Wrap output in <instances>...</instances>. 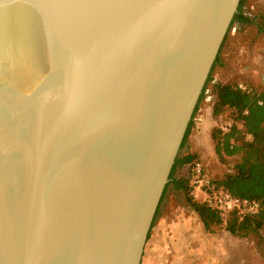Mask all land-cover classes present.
Listing matches in <instances>:
<instances>
[{
  "label": "water",
  "instance_id": "water-1",
  "mask_svg": "<svg viewBox=\"0 0 264 264\" xmlns=\"http://www.w3.org/2000/svg\"><path fill=\"white\" fill-rule=\"evenodd\" d=\"M241 0H0V264H142Z\"/></svg>",
  "mask_w": 264,
  "mask_h": 264
},
{
  "label": "rangeland",
  "instance_id": "rangeland-1",
  "mask_svg": "<svg viewBox=\"0 0 264 264\" xmlns=\"http://www.w3.org/2000/svg\"><path fill=\"white\" fill-rule=\"evenodd\" d=\"M243 10L251 22L235 23L231 27L222 50L220 65L214 72L213 81L209 84L194 119L195 126L188 145L179 152L181 157L188 152L202 161L214 180H222L228 174L234 173L240 155L224 156L222 161L215 153L212 139L198 135L206 124L212 125L213 129L219 128L224 122H235L231 110L224 111L218 119L213 117L216 100L213 86L217 83L245 84L254 91L264 90V35L259 32V26L264 23V0H247ZM235 124L241 127L238 122ZM186 173L187 167H184L176 172L175 177L182 178ZM162 206L161 215L169 210L174 216L182 206L188 210L187 218L191 217L193 212L184 191L176 189L174 184L169 186ZM193 227V235L198 238V247L194 249L198 251L199 256L195 264H214L213 259L223 258L225 253L227 256L231 255L230 259L227 257L225 260L227 264H264V231L250 238L238 239L227 232L223 225L210 234L205 231L200 218L196 222L195 216ZM195 228H198L197 232ZM216 238H221V242Z\"/></svg>",
  "mask_w": 264,
  "mask_h": 264
},
{
  "label": "trees",
  "instance_id": "trees-1",
  "mask_svg": "<svg viewBox=\"0 0 264 264\" xmlns=\"http://www.w3.org/2000/svg\"><path fill=\"white\" fill-rule=\"evenodd\" d=\"M246 1L241 0L238 13L235 15L231 27L235 23L251 22L245 16L243 10ZM230 29L190 122L181 150L188 145L195 126L194 119L200 109L208 86L213 81L214 72L220 65L222 50L228 40ZM259 32L264 35V23L259 26ZM213 88L216 97L213 117L218 119L224 111L231 110L234 121L242 126L240 130L234 122L228 133H223L219 128L212 129L211 139L214 142L215 153L219 159L223 161L224 156L240 155L234 173L228 174L222 180L213 179V183L217 188H222L233 196L261 202L262 209L255 216H241L236 212L223 219L215 210L199 202L192 196L193 188L186 176L182 178L175 177L179 169L186 167L197 159L187 152L182 157L179 154L176 159L170 175V182L165 188L156 217L160 213V207L169 186L174 184L176 189L184 191L189 206L197 213L207 233L213 234L219 227L224 225L225 230L232 236L238 239H246L264 231V90H252L251 93H246L239 90L238 85L221 83L215 84Z\"/></svg>",
  "mask_w": 264,
  "mask_h": 264
},
{
  "label": "crops",
  "instance_id": "crops-1",
  "mask_svg": "<svg viewBox=\"0 0 264 264\" xmlns=\"http://www.w3.org/2000/svg\"><path fill=\"white\" fill-rule=\"evenodd\" d=\"M211 133L212 125L206 124L198 135L201 134L211 140ZM162 207L161 205L160 213L151 229L142 264H195L199 260V256L198 251L194 249V247H198V238L193 235V223L194 216L196 222L199 216L193 210L191 217L187 218L188 210L185 206L179 208L174 216L173 212H169V210L161 215ZM197 230L198 228H195L196 232ZM216 239L221 242V238ZM195 251L196 253H194ZM230 256L225 253L222 255L223 258H214L213 262L214 264H227L225 260L227 257L230 259Z\"/></svg>",
  "mask_w": 264,
  "mask_h": 264
},
{
  "label": "built area",
  "instance_id": "built-area-1",
  "mask_svg": "<svg viewBox=\"0 0 264 264\" xmlns=\"http://www.w3.org/2000/svg\"><path fill=\"white\" fill-rule=\"evenodd\" d=\"M238 89L246 93L252 92V89L245 84H239ZM232 126V122H224L219 126V129L223 133H228ZM239 128L242 129V126ZM186 167L187 173L185 176L193 188L192 196L215 210L223 219L236 212L241 216H255L260 213L262 209L261 202L236 197L222 188H217L206 166L199 159L194 160Z\"/></svg>",
  "mask_w": 264,
  "mask_h": 264
}]
</instances>
